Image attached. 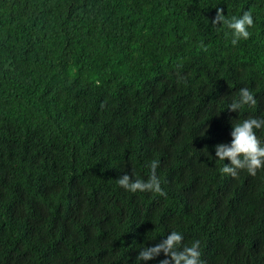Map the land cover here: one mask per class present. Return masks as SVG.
<instances>
[{
    "label": "trees",
    "instance_id": "1",
    "mask_svg": "<svg viewBox=\"0 0 264 264\" xmlns=\"http://www.w3.org/2000/svg\"><path fill=\"white\" fill-rule=\"evenodd\" d=\"M216 8L251 11L250 37ZM250 116L264 0H0V264H134L173 230L204 264H264V170L223 175L214 151ZM152 160L165 196L116 183Z\"/></svg>",
    "mask_w": 264,
    "mask_h": 264
},
{
    "label": "clouds",
    "instance_id": "2",
    "mask_svg": "<svg viewBox=\"0 0 264 264\" xmlns=\"http://www.w3.org/2000/svg\"><path fill=\"white\" fill-rule=\"evenodd\" d=\"M217 24L230 31L231 44L236 46L241 40L250 37L249 29L253 27L254 21L251 11H243L240 16H232L229 19L222 14L220 8H216L211 25ZM257 106L258 100L253 91L243 87L231 98L226 108L239 115L245 108L254 109ZM257 130H264V117L250 116L232 123L230 143L217 144L214 149L216 160L222 163L219 169L221 174L236 178L241 170L250 176L264 170V140L257 135ZM225 159L229 161L228 164L224 163ZM149 167L151 175L147 179L136 178L134 174L130 178L129 174L125 173L116 180V183L129 193L148 192L165 196L161 180L156 174L159 161L152 160ZM183 241L184 236L181 232L170 231L160 243L140 248L134 264H146L161 254L164 259L160 260L159 264H204L201 259L200 241L194 240L190 245L184 244Z\"/></svg>",
    "mask_w": 264,
    "mask_h": 264
}]
</instances>
